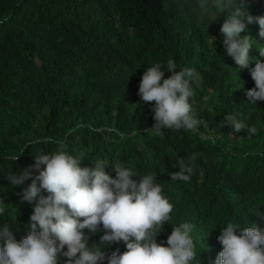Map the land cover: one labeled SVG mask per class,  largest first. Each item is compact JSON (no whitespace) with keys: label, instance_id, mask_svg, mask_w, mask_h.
Masks as SVG:
<instances>
[{"label":"trees","instance_id":"obj_1","mask_svg":"<svg viewBox=\"0 0 264 264\" xmlns=\"http://www.w3.org/2000/svg\"><path fill=\"white\" fill-rule=\"evenodd\" d=\"M245 8L264 16V0H245ZM222 10L219 0H0V226L9 225L17 241L27 234L32 206L20 194L31 179L11 186L6 175L34 164L35 152L55 150L56 142L80 156L82 166L101 159L157 173L173 205L157 242L190 222L202 264L222 250L217 237L227 223L261 225L264 101L249 104L246 90L255 86L254 61L264 62L258 51L264 38L257 23L248 25L253 62L239 68L222 44L224 14L216 18ZM169 59L177 71L198 73L189 101L198 131L147 130L155 102L141 99L139 83L150 65ZM225 115L257 133H233L222 125ZM180 158L194 169L187 182L171 181ZM101 235L102 228L89 244ZM117 247L126 250L113 244L109 253Z\"/></svg>","mask_w":264,"mask_h":264},{"label":"clouds","instance_id":"obj_2","mask_svg":"<svg viewBox=\"0 0 264 264\" xmlns=\"http://www.w3.org/2000/svg\"><path fill=\"white\" fill-rule=\"evenodd\" d=\"M219 2L223 10L216 18L224 14L219 31L226 54L239 68H248L253 62L249 55L253 37L248 34V25L257 23L258 37L264 38V16L250 15L245 0ZM258 51L264 57V47ZM254 62L250 75L255 86L246 90V97L249 104L257 105L264 101V62L259 58ZM166 73H170L167 78ZM197 80L198 73L192 68L177 71L173 59L166 65H150L138 90L144 102H155L154 123L147 130L155 135H160L162 129L198 131L200 122L192 115L189 102L194 95L192 84ZM224 124L230 125L233 133L242 129L247 134L257 133L255 126H247L235 116L225 115ZM56 143L59 146L55 150H37L34 164L19 173L10 169L6 175L11 186L31 179L20 199L32 206V213L27 234L19 241L9 225L0 226V264H202L201 255L197 261L191 236L194 226L190 222L173 226L167 239L157 242L173 209L163 195L162 185L156 183L157 173L141 175L122 163L109 164L101 159L91 162L90 167L82 166L80 156ZM188 159L195 160V154ZM108 167L115 172L114 177L106 171ZM173 167L178 171L170 173L171 181L190 180L194 171L191 163L180 158ZM3 212L0 207V214ZM101 228L99 243L90 245V236ZM217 240L222 250L207 264H264V222L254 227L229 222L221 227ZM113 244L123 245L126 250L121 252L117 247L109 253Z\"/></svg>","mask_w":264,"mask_h":264}]
</instances>
